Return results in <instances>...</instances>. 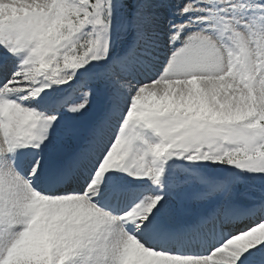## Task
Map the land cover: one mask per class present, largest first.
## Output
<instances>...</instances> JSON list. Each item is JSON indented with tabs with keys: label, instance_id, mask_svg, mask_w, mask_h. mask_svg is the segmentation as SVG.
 I'll list each match as a JSON object with an SVG mask.
<instances>
[{
	"label": "snow or ice",
	"instance_id": "6c2138e0",
	"mask_svg": "<svg viewBox=\"0 0 264 264\" xmlns=\"http://www.w3.org/2000/svg\"><path fill=\"white\" fill-rule=\"evenodd\" d=\"M0 264H264V0H0Z\"/></svg>",
	"mask_w": 264,
	"mask_h": 264
},
{
	"label": "rangeland",
	"instance_id": "374dc122",
	"mask_svg": "<svg viewBox=\"0 0 264 264\" xmlns=\"http://www.w3.org/2000/svg\"><path fill=\"white\" fill-rule=\"evenodd\" d=\"M234 193L236 199L240 202H247L250 198L259 199L260 197L258 186L256 188H253L251 185L245 182L236 183L234 185ZM239 198H242L244 201L239 200Z\"/></svg>",
	"mask_w": 264,
	"mask_h": 264
},
{
	"label": "bare ground",
	"instance_id": "6f19581e",
	"mask_svg": "<svg viewBox=\"0 0 264 264\" xmlns=\"http://www.w3.org/2000/svg\"><path fill=\"white\" fill-rule=\"evenodd\" d=\"M239 200H242V201H244L242 198H241V199L239 198Z\"/></svg>",
	"mask_w": 264,
	"mask_h": 264
}]
</instances>
